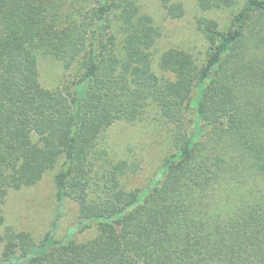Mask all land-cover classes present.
Instances as JSON below:
<instances>
[{
  "label": "trees",
  "instance_id": "16d2710c",
  "mask_svg": "<svg viewBox=\"0 0 264 264\" xmlns=\"http://www.w3.org/2000/svg\"><path fill=\"white\" fill-rule=\"evenodd\" d=\"M158 1L166 20L186 13L184 0ZM194 1L228 12L226 25L199 20L202 61L157 49L163 27L145 0H0V226L9 191L61 160L59 201L75 200L77 231L95 233L58 239L57 219L33 254L31 234L5 226L0 264L17 253L28 264H264V0ZM41 57L70 70L72 97L42 84ZM147 105L175 148L159 178L127 189V161L98 165L97 145Z\"/></svg>",
  "mask_w": 264,
  "mask_h": 264
},
{
  "label": "rangeland",
  "instance_id": "374dc122",
  "mask_svg": "<svg viewBox=\"0 0 264 264\" xmlns=\"http://www.w3.org/2000/svg\"><path fill=\"white\" fill-rule=\"evenodd\" d=\"M184 3L186 6L185 15L177 21H172L165 19L158 0H145L146 9L155 16L163 27V36L157 49L184 48L198 57L199 61H202L206 57L208 43L202 29L199 28V20L214 18L221 25H226L228 12L226 10L202 11L196 6L194 0H184ZM40 67V79L44 86L49 88L61 87L64 92L72 97L67 85L68 80H70L69 69L51 57H41ZM155 68L157 67L155 66ZM87 88L88 81L79 83L77 87L79 96H84ZM130 107L129 105V109ZM141 117L142 115L131 121L129 118L115 121L97 145L99 153H102L96 159L98 165L108 166L109 159L127 161L129 170L122 178L127 189H145L154 179L159 178L163 170L166 152L175 148L171 139V129L161 124L160 113L156 111L154 106L147 105L144 108L143 117ZM185 121L191 131H195L201 126L200 118L195 109L192 110L191 114H187ZM60 164L61 160L53 169L48 170L37 184L20 189H11L1 204L4 223L0 226V234H2L5 226L29 232L35 242V248L32 249L33 254L37 252L36 246L57 219L55 237L58 239H63L73 232L80 240H87L95 234L94 229H87L83 232L77 231L78 204L75 200L65 197L64 201H59L54 179ZM136 166L138 168L133 172ZM2 252L3 245L0 243V257H2ZM8 264H28V262L20 253H17Z\"/></svg>",
  "mask_w": 264,
  "mask_h": 264
}]
</instances>
